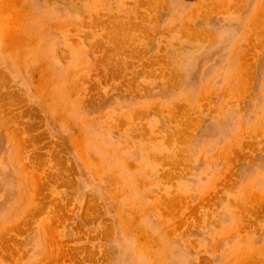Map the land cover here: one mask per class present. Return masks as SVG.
Here are the masks:
<instances>
[{"label": "rangeland", "instance_id": "obj_1", "mask_svg": "<svg viewBox=\"0 0 264 264\" xmlns=\"http://www.w3.org/2000/svg\"><path fill=\"white\" fill-rule=\"evenodd\" d=\"M0 264H264V0H0Z\"/></svg>", "mask_w": 264, "mask_h": 264}, {"label": "bare ground", "instance_id": "obj_2", "mask_svg": "<svg viewBox=\"0 0 264 264\" xmlns=\"http://www.w3.org/2000/svg\"><path fill=\"white\" fill-rule=\"evenodd\" d=\"M131 24V23H130ZM131 27V26H130ZM112 28V27H111ZM111 33V32H110ZM121 37V36H120ZM106 48V47H105ZM119 51V50H118ZM102 62V61H101Z\"/></svg>", "mask_w": 264, "mask_h": 264}]
</instances>
